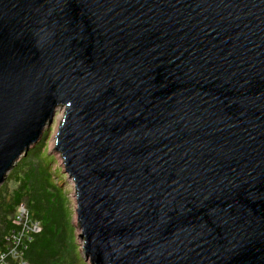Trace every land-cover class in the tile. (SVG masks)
I'll return each instance as SVG.
<instances>
[{"label":"water","instance_id":"95a60500","mask_svg":"<svg viewBox=\"0 0 264 264\" xmlns=\"http://www.w3.org/2000/svg\"><path fill=\"white\" fill-rule=\"evenodd\" d=\"M89 264H264V0H0V186L56 115Z\"/></svg>","mask_w":264,"mask_h":264},{"label":"trees","instance_id":"16d2710c","mask_svg":"<svg viewBox=\"0 0 264 264\" xmlns=\"http://www.w3.org/2000/svg\"><path fill=\"white\" fill-rule=\"evenodd\" d=\"M41 138L0 186V259L5 256L3 264H84L70 225L63 181L58 185L54 180L58 173L50 172L51 157L42 156ZM20 205L40 230L24 234L15 246L11 237L21 232L14 223Z\"/></svg>","mask_w":264,"mask_h":264},{"label":"rangeland","instance_id":"374dc122","mask_svg":"<svg viewBox=\"0 0 264 264\" xmlns=\"http://www.w3.org/2000/svg\"><path fill=\"white\" fill-rule=\"evenodd\" d=\"M62 118V111H56V115L53 119L52 124L44 129L43 135H42V141L40 143V150L42 152V156L46 155L48 157H51V162H50V172H57V179L55 178L54 180L57 182L59 185L62 181V186L64 187L63 190L66 192L65 194L66 197L68 198V203L67 204V209L68 212L70 213V225L74 228V235H75V242L78 248V252L80 255V259L82 262L85 264H89L86 262L83 258V253L81 249V240L79 239V230L77 228V223H76V216H75V192L73 190V183L71 179L67 177V175L64 173V170L62 168V160L58 152L54 150V137L57 131L58 124L60 122V119ZM39 143V141L37 142ZM36 143V144H37ZM33 147V146H32ZM45 157V156H44ZM85 262H84V261Z\"/></svg>","mask_w":264,"mask_h":264},{"label":"built area","instance_id":"2783aa9c","mask_svg":"<svg viewBox=\"0 0 264 264\" xmlns=\"http://www.w3.org/2000/svg\"><path fill=\"white\" fill-rule=\"evenodd\" d=\"M14 223H15V225L21 227V232L18 233L17 235H15L14 237H11V238L15 239L14 240L15 246H17L19 244V242H20L22 236H24V234L29 233V232L37 233L40 230L38 223H34V224L30 223L28 212L24 208L23 205H20L17 208L16 218H15ZM4 258H5V256L0 259L1 264L6 263L4 261Z\"/></svg>","mask_w":264,"mask_h":264},{"label":"bare ground","instance_id":"6f19581e","mask_svg":"<svg viewBox=\"0 0 264 264\" xmlns=\"http://www.w3.org/2000/svg\"><path fill=\"white\" fill-rule=\"evenodd\" d=\"M58 111V110H57ZM60 111V110H59ZM63 113V112H62ZM75 196V195H74ZM26 264V263H25Z\"/></svg>","mask_w":264,"mask_h":264}]
</instances>
